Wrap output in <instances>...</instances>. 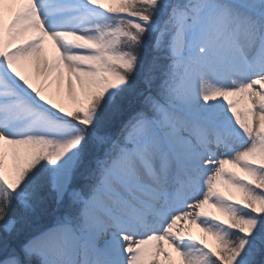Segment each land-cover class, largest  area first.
Listing matches in <instances>:
<instances>
[{
	"label": "snow or ice",
	"instance_id": "1",
	"mask_svg": "<svg viewBox=\"0 0 264 264\" xmlns=\"http://www.w3.org/2000/svg\"><path fill=\"white\" fill-rule=\"evenodd\" d=\"M0 264H264V0H0Z\"/></svg>",
	"mask_w": 264,
	"mask_h": 264
},
{
	"label": "rangeland",
	"instance_id": "2",
	"mask_svg": "<svg viewBox=\"0 0 264 264\" xmlns=\"http://www.w3.org/2000/svg\"><path fill=\"white\" fill-rule=\"evenodd\" d=\"M46 220H48V221H46ZM44 222H47L46 225H48V224L51 223V220H50V218H48V217H44V218H42V219H39L38 224L35 225V227H43V226H45V225H44ZM193 226H194V225H190V226H189V228H190V230L192 231V233H193L194 235H197L198 237L202 236L203 234L200 233L199 229H197L195 226H194V227H193ZM209 239H210V238H209Z\"/></svg>",
	"mask_w": 264,
	"mask_h": 264
},
{
	"label": "bare ground",
	"instance_id": "3",
	"mask_svg": "<svg viewBox=\"0 0 264 264\" xmlns=\"http://www.w3.org/2000/svg\"><path fill=\"white\" fill-rule=\"evenodd\" d=\"M47 53H48L49 58H51V56L54 54L53 53V50L50 47V42H49V45H48V48H47ZM63 85H64V89L66 91V88H67V77H65V80L63 82ZM178 226L181 227V228H183L184 227V223L183 222H178Z\"/></svg>",
	"mask_w": 264,
	"mask_h": 264
},
{
	"label": "trees",
	"instance_id": "4",
	"mask_svg": "<svg viewBox=\"0 0 264 264\" xmlns=\"http://www.w3.org/2000/svg\"><path fill=\"white\" fill-rule=\"evenodd\" d=\"M46 221H48V220H46ZM47 224V222H44V225H46Z\"/></svg>",
	"mask_w": 264,
	"mask_h": 264
}]
</instances>
